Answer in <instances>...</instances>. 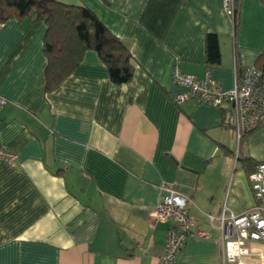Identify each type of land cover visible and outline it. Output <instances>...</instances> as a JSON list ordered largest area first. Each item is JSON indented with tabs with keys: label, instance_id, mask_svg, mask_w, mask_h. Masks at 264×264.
<instances>
[{
	"label": "crops",
	"instance_id": "crops-1",
	"mask_svg": "<svg viewBox=\"0 0 264 264\" xmlns=\"http://www.w3.org/2000/svg\"><path fill=\"white\" fill-rule=\"evenodd\" d=\"M82 3L129 47L131 81L115 84L96 52L45 91L43 20L0 22V264H159L167 224L152 212L166 188L188 198L196 228L175 264H223L209 214H241L254 202L248 174L264 161V120L238 143L233 111L173 96L177 65L223 91L234 57L254 64L264 48V3L239 0H60ZM220 59L206 62V35ZM223 108V109H222ZM228 109V110H227ZM250 162H245L244 158ZM240 264H264V241L247 240Z\"/></svg>",
	"mask_w": 264,
	"mask_h": 264
},
{
	"label": "built area",
	"instance_id": "built-area-1",
	"mask_svg": "<svg viewBox=\"0 0 264 264\" xmlns=\"http://www.w3.org/2000/svg\"><path fill=\"white\" fill-rule=\"evenodd\" d=\"M227 12L232 16L235 0H223ZM234 85L228 91L221 90L209 78L201 80L184 73L179 66L171 69V81L182 85L185 92L176 93L173 100L181 103L193 98L199 103L220 105L229 102L233 108L236 139L239 143L243 135L256 128L264 120V81L261 72L253 64L244 65L241 72L236 68L234 57ZM6 99L0 96V105ZM16 154L0 145V159L10 163ZM253 204L241 214L225 213L209 214L210 221L219 229V243L222 248L223 264H240L243 256L249 254L247 240L264 241V161L258 162L248 174ZM152 212L153 218L166 223V240L164 254L159 264H175L178 251L190 235L208 236L204 230L197 229L195 219L188 212V198L172 188H166Z\"/></svg>",
	"mask_w": 264,
	"mask_h": 264
},
{
	"label": "trees",
	"instance_id": "trees-1",
	"mask_svg": "<svg viewBox=\"0 0 264 264\" xmlns=\"http://www.w3.org/2000/svg\"><path fill=\"white\" fill-rule=\"evenodd\" d=\"M262 1L264 3V0ZM238 12L239 0H235L231 16L233 36L236 35ZM27 16L41 19L46 25L43 37V52L46 57L45 91L55 88L62 82L81 62L87 50L96 52L107 68L109 79L113 83L122 84L131 81L135 61L129 47L85 4L60 0H0V22L12 17L22 19ZM219 59L218 37L208 33L206 62L213 65L218 63ZM253 65L260 70L261 80L264 81V48ZM236 68L238 72L243 68L238 59H236ZM227 108L233 111L232 107ZM244 161L250 162V159L246 157Z\"/></svg>",
	"mask_w": 264,
	"mask_h": 264
}]
</instances>
